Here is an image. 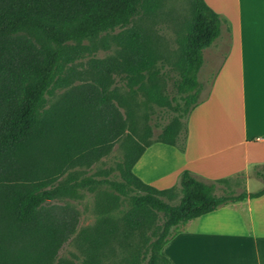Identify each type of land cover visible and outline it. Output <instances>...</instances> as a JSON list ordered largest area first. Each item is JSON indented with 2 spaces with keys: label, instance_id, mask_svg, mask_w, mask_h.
Instances as JSON below:
<instances>
[{
  "label": "trees",
  "instance_id": "16d2710c",
  "mask_svg": "<svg viewBox=\"0 0 264 264\" xmlns=\"http://www.w3.org/2000/svg\"><path fill=\"white\" fill-rule=\"evenodd\" d=\"M159 1L0 0V264H173L162 249L180 225L232 201L264 195V187L219 195L223 180L206 181L189 169L182 170L178 185L165 189L134 173L152 143L177 145L180 119H189L199 103L203 51L228 22L205 0L191 1L192 18L169 88L152 33L132 25ZM118 28L119 52L92 57L79 69L76 61L89 51L84 42ZM117 81L137 87L178 117L156 140L130 145L120 179L86 176L73 184L110 183L129 198L130 207L115 226L86 228L81 262L57 260L71 221L44 210L70 185L53 183L69 166H91L128 136V117L121 110L126 101ZM60 89L65 91L53 100ZM258 175L264 179V172ZM114 245L125 249L123 262L111 259Z\"/></svg>",
  "mask_w": 264,
  "mask_h": 264
},
{
  "label": "crops",
  "instance_id": "0c3cea01",
  "mask_svg": "<svg viewBox=\"0 0 264 264\" xmlns=\"http://www.w3.org/2000/svg\"><path fill=\"white\" fill-rule=\"evenodd\" d=\"M205 1L222 14L217 0ZM227 20L209 46L216 64L190 114L183 148L154 142L133 167L156 188L178 185L184 169L206 181L223 180L217 193L264 187L258 175L264 172V0H235ZM238 179L241 184L229 188ZM162 253L173 264H264V195L232 201L180 225Z\"/></svg>",
  "mask_w": 264,
  "mask_h": 264
},
{
  "label": "rangeland",
  "instance_id": "374dc122",
  "mask_svg": "<svg viewBox=\"0 0 264 264\" xmlns=\"http://www.w3.org/2000/svg\"><path fill=\"white\" fill-rule=\"evenodd\" d=\"M191 1L160 0L153 12L145 13L132 22V25L146 27L156 40L161 53L158 68L163 73L169 88L172 87L169 77L175 74V65L181 54V40L186 33L187 24L192 18ZM215 4L226 19L234 12L235 0H217ZM120 30L118 28L102 34L93 41H85L84 44L89 47V51H85L83 56L76 61L77 67L79 69L85 68L86 62L92 57L104 58L116 55L120 46L115 42L114 36ZM226 31H229L228 27ZM203 52L205 62L199 72V80L207 88L216 64V50L206 47ZM79 83L80 81H77L75 85ZM116 84H121L117 87L118 94L126 101L125 107L121 110L128 117L130 126L128 136L125 135L117 140L109 154L91 166H86V162L69 166L63 175L53 183L54 185H70L67 191L48 202L44 210L52 213L55 218L65 216V219L71 221L70 229L67 231V239L58 252L57 260L81 262L86 255V228L107 229L115 226L130 207L129 198L120 195L110 183L104 182L90 187H74L73 184L86 176L97 179H120V165L124 161L130 145L136 141L143 145L146 141L156 140L163 129L178 117L176 111L168 110L148 101L137 87L130 88L127 85H122L126 83L118 81ZM64 91V89L57 90L53 100H58ZM188 131L189 119H180L179 135L177 136L178 146L185 144ZM167 162L169 165L170 162ZM240 182L241 180L238 179L228 186L234 189L241 184ZM237 192L239 193L240 189ZM224 193V191H220L218 194ZM113 249L110 254L111 259L116 262H123L126 256L125 249L116 245L113 246Z\"/></svg>",
  "mask_w": 264,
  "mask_h": 264
}]
</instances>
